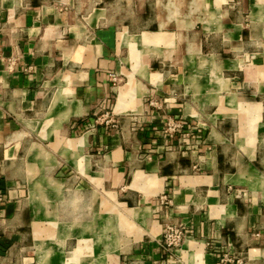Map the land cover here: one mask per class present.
I'll use <instances>...</instances> for the list:
<instances>
[{
	"label": "crops",
	"instance_id": "obj_1",
	"mask_svg": "<svg viewBox=\"0 0 264 264\" xmlns=\"http://www.w3.org/2000/svg\"><path fill=\"white\" fill-rule=\"evenodd\" d=\"M0 53V264H264V0H0Z\"/></svg>",
	"mask_w": 264,
	"mask_h": 264
},
{
	"label": "built area",
	"instance_id": "obj_2",
	"mask_svg": "<svg viewBox=\"0 0 264 264\" xmlns=\"http://www.w3.org/2000/svg\"><path fill=\"white\" fill-rule=\"evenodd\" d=\"M1 56V53H0ZM178 125L172 124L169 121L166 125V131L169 134H175ZM185 238V231L182 227L177 226L175 224H167L164 228L161 247L163 251L171 253L175 248L180 247Z\"/></svg>",
	"mask_w": 264,
	"mask_h": 264
},
{
	"label": "rangeland",
	"instance_id": "obj_3",
	"mask_svg": "<svg viewBox=\"0 0 264 264\" xmlns=\"http://www.w3.org/2000/svg\"><path fill=\"white\" fill-rule=\"evenodd\" d=\"M147 40V39H146ZM164 231V230H163ZM163 235V234H162ZM161 239H162V236H161ZM182 245V244H181ZM179 249V247L175 248L172 252H174L175 250ZM171 252V253H172Z\"/></svg>",
	"mask_w": 264,
	"mask_h": 264
},
{
	"label": "bare ground",
	"instance_id": "obj_4",
	"mask_svg": "<svg viewBox=\"0 0 264 264\" xmlns=\"http://www.w3.org/2000/svg\"><path fill=\"white\" fill-rule=\"evenodd\" d=\"M120 100H122V96L120 97Z\"/></svg>",
	"mask_w": 264,
	"mask_h": 264
}]
</instances>
